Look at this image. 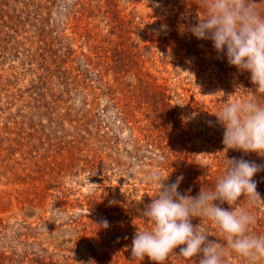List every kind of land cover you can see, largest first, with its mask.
Returning <instances> with one entry per match:
<instances>
[{
    "label": "rangeland",
    "instance_id": "rangeland-1",
    "mask_svg": "<svg viewBox=\"0 0 264 264\" xmlns=\"http://www.w3.org/2000/svg\"><path fill=\"white\" fill-rule=\"evenodd\" d=\"M204 11L201 0H0V264H155L130 247L152 227L141 212L158 192L153 170L195 196L227 159L264 164L222 143L212 114L264 106V94L186 30ZM253 179L264 200V171ZM240 199L264 235V204ZM192 223L224 246V264H248L212 221ZM180 247L165 264H197Z\"/></svg>",
    "mask_w": 264,
    "mask_h": 264
},
{
    "label": "clouds",
    "instance_id": "clouds-1",
    "mask_svg": "<svg viewBox=\"0 0 264 264\" xmlns=\"http://www.w3.org/2000/svg\"><path fill=\"white\" fill-rule=\"evenodd\" d=\"M201 4L205 18L198 17L186 30L197 40L211 41L217 58L225 57L230 66L249 72L255 91L264 94V10L260 0H201ZM212 115L224 129L225 149L264 157V106L255 99H244L226 103ZM227 161V171L215 188H201L195 196L190 194L191 189L179 191L183 176L166 183L169 175L163 177L153 170L146 177L147 182L157 185L158 192L141 212L152 227L133 236L130 247L134 259L142 261L148 257L155 264H165L169 255L183 246L178 255L195 258L197 264H224V246L209 239L200 224L192 223L194 218H206L219 229L228 248L248 264L264 260V235L249 231L256 222L255 215L235 207L242 196L254 205L264 204L253 179L264 171V164L243 156ZM225 203L230 207L221 206ZM100 226L107 229L109 222L103 220Z\"/></svg>",
    "mask_w": 264,
    "mask_h": 264
}]
</instances>
